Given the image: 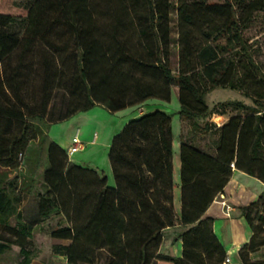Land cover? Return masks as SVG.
I'll list each match as a JSON object with an SVG mask.
<instances>
[{"label": "trees", "instance_id": "16d2710c", "mask_svg": "<svg viewBox=\"0 0 264 264\" xmlns=\"http://www.w3.org/2000/svg\"><path fill=\"white\" fill-rule=\"evenodd\" d=\"M109 2L113 9L101 12L90 0H0V227L14 234H0V257L19 246L18 264H31L30 238L44 231L60 242L53 250L67 264H230L205 214L233 170L264 183V65L245 37L264 0H177V37L171 0ZM38 79L42 100L33 107L29 89ZM174 88L188 125L179 139V213L166 112L134 118L113 137V187L106 174L71 162L48 135L53 124L94 107L114 114L170 101ZM216 89L241 92L252 105L210 109L206 98ZM58 92L65 111L49 121ZM226 108L236 115L213 120ZM33 191L38 212L27 223L21 205ZM263 203L264 193L242 209L253 231L239 251L243 264H260L249 257L264 247ZM54 218L57 227H39ZM172 228H181L180 257L161 252Z\"/></svg>", "mask_w": 264, "mask_h": 264}, {"label": "rangeland", "instance_id": "374dc122", "mask_svg": "<svg viewBox=\"0 0 264 264\" xmlns=\"http://www.w3.org/2000/svg\"><path fill=\"white\" fill-rule=\"evenodd\" d=\"M108 1L109 0H90L91 5H93L97 10L101 12H108L109 9H113L114 7L113 3L112 2L108 3ZM213 1H219V0H213ZM171 2L173 4L170 14L172 35L173 37H177V20H178L177 0H171ZM245 37L249 40V43L252 46V50L254 51V55L257 61L264 65V12H258L256 14L255 21L253 22L251 27L247 31H245ZM28 60L29 59L26 58V61ZM11 62L13 65H15L17 62V58H13ZM172 62H173V67L175 69L177 65L176 48H174V53L172 55ZM39 80L40 79H38V81H35L29 89L28 102L33 107L40 106L42 100L41 90H40L41 81ZM228 101H241L247 105H252L251 100L244 97L241 94V92L232 91L229 89H216L211 93H209V95L206 98V102L210 109H213L219 103H224ZM95 108L96 107H94L93 109ZM99 108L103 112H92V114L89 116L90 117L89 122L93 124V127L91 128V130L88 131L87 135L92 136L98 134L99 137L102 136L101 140H99L97 143H95L92 146L90 145L87 146L86 141H84L83 150L77 152L73 156V160H71V162L75 164L82 162H90V161L92 162L93 160L94 162H99L101 166V170L104 169L110 175L108 185L113 187L115 185V182L112 174V169L108 160L109 145L111 144L113 137L124 128V126L130 121L131 117L136 116L141 112L149 111L150 109L152 110V108L153 110L154 108H157L155 110L166 112L167 114L172 116L173 158L177 157L179 161V149H180V143L178 141L179 128L181 129V132L186 134L188 130V125L186 122H182L179 118L180 104H179L176 88H174L172 91V96L170 101L151 99L144 102L141 105L127 108L118 111L114 114L108 112L106 109L102 107ZM50 110L52 115L49 117V121L57 119L58 117H60L62 113H64L65 107H64V97L62 92H58L56 94V96L54 97V99L50 104ZM82 113L85 114L88 113V111ZM234 115H236V112L233 109L226 108L225 116L216 117V121L220 124H223L226 121H228L230 117ZM81 117L83 118V116ZM75 121L76 120H74V118H71L67 121L53 124L48 129V135H50L49 134L50 130L54 131V129H61L62 130L61 134L63 135L64 139L62 140L60 139L59 143L61 144L62 147H67V145H65L67 143L66 141L71 138L72 129L74 127L76 128ZM51 127L53 129H51ZM209 140H210L209 138H206V140L202 141V143L203 144L208 143ZM67 151L68 150H66V152ZM68 157L69 159H71V156ZM179 169L180 168L178 167L176 169V173H174V183H175L174 197L175 195H177L174 201L176 202L178 208H180V202H179L180 188L176 184H178L179 182V174H180ZM21 212L23 215V219L27 223H35L36 215L38 212V200H37L36 191H33L32 193L29 194L26 193L24 195V200L21 205ZM261 212L264 215V203L262 205ZM59 222H60L59 218H54L47 222L41 223L39 227H43L44 229L48 230L57 227ZM15 224L16 222L12 220V225ZM179 231H181V228H172L165 232L164 242L161 247L162 253L178 256L180 241L176 240V235ZM0 234L6 238H10V239L14 238L13 231L4 227H0ZM30 241H31L30 245H28L27 248L31 251L33 255H35V258L32 260L31 264H67L66 258L56 255L53 250L54 244L60 242L52 240L47 234V232L35 231L33 237L30 238ZM235 254H236L234 255L235 263L243 264L239 256V250H237ZM249 258L253 262L264 264V247H260L256 252L250 254ZM101 259H103V257H100V260ZM20 260H21L20 247L14 246L12 247L11 251L6 253L4 256L0 257V264H18ZM100 264H103L102 260L100 261Z\"/></svg>", "mask_w": 264, "mask_h": 264}, {"label": "crops", "instance_id": "0c3cea01", "mask_svg": "<svg viewBox=\"0 0 264 264\" xmlns=\"http://www.w3.org/2000/svg\"><path fill=\"white\" fill-rule=\"evenodd\" d=\"M157 108H152L149 111H144L139 113L136 116H133L130 118L134 119L137 118L143 114L150 113V111H155ZM92 112H103L99 107H96L95 109H91L88 111V113H79L76 116H74V120L76 123V128L74 127L72 129L71 138L68 139L65 143L67 147H62L59 143L60 139H64L61 129H54L50 130L49 136L51 139L56 142L61 148L64 150H68L73 143V139L77 136L82 143L84 144V141H86L87 146H92L95 143H97L99 140H101L102 136L99 137L98 134L88 136L87 133L91 128L93 127V124L89 122L90 115ZM83 114V115H82ZM83 116V118L81 117ZM77 118V119H75ZM65 124V123H64ZM51 129H53L51 127ZM180 132L181 129L179 128V135H178V141L180 143ZM110 147V145H109ZM83 150V149H82ZM79 150L78 152L82 151ZM77 153V152H76ZM74 153L71 156V160H73V156L76 154ZM77 164V163H76ZM77 165H80L85 168H92L96 171H98L100 174H106L107 172L103 169L101 170V166L99 162H94V160L91 162H82L78 163ZM173 166H174V173H176V169L180 168V149H179V161L177 157L173 158ZM180 171V169H179ZM176 176V174H175ZM108 181L110 179V175L107 173ZM180 188V174H179V182L176 184ZM264 193V183L261 182L259 179L250 176L240 170H233L232 177L223 190L222 193H220L214 200V202L211 204V206L208 208L205 216L208 218H212L214 220L213 223V230L215 235L217 236L220 243L225 248L228 257L230 259V264H236L235 263V252L237 250L240 251V249L247 243H249L253 237V231L251 226L249 225L248 221L246 220L244 214L242 213V209L244 207L249 206L252 203H255L258 201L260 195ZM177 197V195H175ZM174 197V199H175ZM175 202V201H174ZM180 207H181V200L179 199ZM175 210L177 213L180 212V208L176 205V202L174 203ZM181 242H179V254L178 257L181 256L182 246Z\"/></svg>", "mask_w": 264, "mask_h": 264}, {"label": "built area", "instance_id": "2783aa9c", "mask_svg": "<svg viewBox=\"0 0 264 264\" xmlns=\"http://www.w3.org/2000/svg\"><path fill=\"white\" fill-rule=\"evenodd\" d=\"M218 117V116H216ZM216 117H213V120L216 121ZM217 122V121H216ZM220 124V123H219ZM83 149V143L82 141L76 136L73 139L72 146L68 149V155L72 156L74 153L78 152L79 150ZM232 169H235L234 164L231 165ZM226 263H230L229 257L226 259Z\"/></svg>", "mask_w": 264, "mask_h": 264}, {"label": "bare ground", "instance_id": "6f19581e", "mask_svg": "<svg viewBox=\"0 0 264 264\" xmlns=\"http://www.w3.org/2000/svg\"><path fill=\"white\" fill-rule=\"evenodd\" d=\"M99 128V127H98Z\"/></svg>", "mask_w": 264, "mask_h": 264}]
</instances>
